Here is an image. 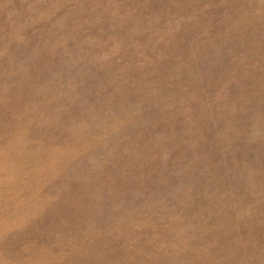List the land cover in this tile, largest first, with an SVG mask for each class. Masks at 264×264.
<instances>
[{"label": "rangeland", "instance_id": "374dc122", "mask_svg": "<svg viewBox=\"0 0 264 264\" xmlns=\"http://www.w3.org/2000/svg\"><path fill=\"white\" fill-rule=\"evenodd\" d=\"M0 264H264V0H0Z\"/></svg>", "mask_w": 264, "mask_h": 264}]
</instances>
